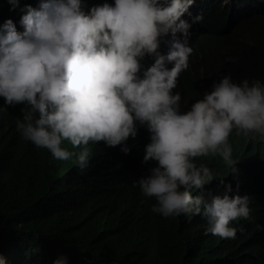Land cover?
I'll list each match as a JSON object with an SVG mask.
<instances>
[{
	"label": "clouds",
	"instance_id": "1",
	"mask_svg": "<svg viewBox=\"0 0 264 264\" xmlns=\"http://www.w3.org/2000/svg\"><path fill=\"white\" fill-rule=\"evenodd\" d=\"M194 2L115 0L87 12L82 0L26 5L20 9L23 32L11 19L0 26V112L24 107L16 122L23 138L57 160L76 157L81 170L89 166L90 142L122 146L128 154L127 141L135 139L138 125L145 126L150 143L142 170L138 164L129 177L152 212L164 218L184 215L189 222L202 216L208 223L205 235L235 239L242 229L232 223L253 219L251 197L239 194V185L232 194V185L222 178V193L220 185L205 193L218 178L205 163L222 157L231 173H238L231 140L264 137V83L235 82L225 75L182 112V96L173 90L194 51L191 24L182 19L187 12L191 19L196 16ZM9 3L13 10L19 7V0ZM146 56L154 59L147 68ZM65 141L79 151L67 150ZM67 261L61 255L54 264ZM0 264H5L2 254Z\"/></svg>",
	"mask_w": 264,
	"mask_h": 264
},
{
	"label": "trees",
	"instance_id": "2",
	"mask_svg": "<svg viewBox=\"0 0 264 264\" xmlns=\"http://www.w3.org/2000/svg\"><path fill=\"white\" fill-rule=\"evenodd\" d=\"M40 2L19 0L13 10L9 0H0V26L11 19L23 32L20 9L38 8ZM104 3L114 5L115 0H82L86 12ZM222 3L195 0L192 12L203 20L194 22L188 12L182 17L191 24L189 41L194 49L189 68L173 90L182 96V112L225 75L235 82L264 83V0H239L229 7ZM167 50L162 42L160 51ZM152 63L151 56L142 61L145 68ZM23 108L0 112V254L5 264H54L61 255L67 256V264H264V137L260 134L249 141L231 140L238 173H231L222 157L205 163L218 175L205 193L219 185L217 192L222 193L224 185L218 182L222 178L232 185V194L239 185V194L251 197L253 219L239 220L237 228L242 230L227 242L204 234L207 225L202 216L189 222L184 215L164 218L152 212L129 177L138 164L142 170L140 161L150 143L145 126L138 125L135 139L127 141L128 154L122 146L90 142L89 166L81 170L76 157L57 160L23 138L16 126ZM62 146L79 151L67 141Z\"/></svg>",
	"mask_w": 264,
	"mask_h": 264
},
{
	"label": "rangeland",
	"instance_id": "3",
	"mask_svg": "<svg viewBox=\"0 0 264 264\" xmlns=\"http://www.w3.org/2000/svg\"><path fill=\"white\" fill-rule=\"evenodd\" d=\"M246 221V219H244ZM238 225H240V222L239 221H235L233 222V226L234 227H238ZM207 227H208V223H207ZM248 237V232H247V228H244V232H243V240L244 242H246V239ZM219 238V237H218ZM227 242H228V239H227ZM228 244V243H227Z\"/></svg>",
	"mask_w": 264,
	"mask_h": 264
},
{
	"label": "bare ground",
	"instance_id": "4",
	"mask_svg": "<svg viewBox=\"0 0 264 264\" xmlns=\"http://www.w3.org/2000/svg\"><path fill=\"white\" fill-rule=\"evenodd\" d=\"M87 2H88V0H87ZM248 6V5H247ZM124 168H125V166H124ZM260 181V180H259Z\"/></svg>",
	"mask_w": 264,
	"mask_h": 264
}]
</instances>
